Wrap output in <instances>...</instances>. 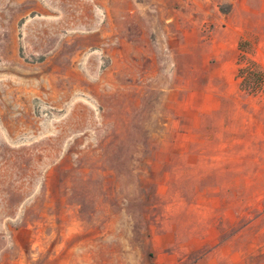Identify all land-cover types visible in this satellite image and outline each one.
<instances>
[{"label":"rangeland","instance_id":"rangeland-1","mask_svg":"<svg viewBox=\"0 0 264 264\" xmlns=\"http://www.w3.org/2000/svg\"><path fill=\"white\" fill-rule=\"evenodd\" d=\"M142 1L0 0V264H156L157 235L201 232L200 178L163 143L159 19L182 4ZM247 3V25L264 28V0ZM244 42L242 63L264 76Z\"/></svg>","mask_w":264,"mask_h":264},{"label":"crops","instance_id":"crops-1","mask_svg":"<svg viewBox=\"0 0 264 264\" xmlns=\"http://www.w3.org/2000/svg\"><path fill=\"white\" fill-rule=\"evenodd\" d=\"M180 2L159 19L157 42L168 49L164 66L173 82L164 94L171 118L163 143L172 156L188 157L187 177L200 178L194 186L208 215L192 222L202 223L201 232L189 221L184 231L173 224L157 235L156 264H264V89L250 93L239 75L240 42L252 43L249 56L264 62V28L247 25L244 18L258 14L247 0ZM152 16L144 13L158 33L159 16Z\"/></svg>","mask_w":264,"mask_h":264},{"label":"trees","instance_id":"trees-1","mask_svg":"<svg viewBox=\"0 0 264 264\" xmlns=\"http://www.w3.org/2000/svg\"><path fill=\"white\" fill-rule=\"evenodd\" d=\"M245 43L246 42H240V47H243L245 46ZM245 73H247V75H245ZM239 75L240 77L242 78L241 80V86L244 88V89H247V86L250 84V78L251 76L250 75H254L256 77V79L258 80V84H261V81H263V74L261 72H256L255 70H253V68L251 67V63L248 64V65H245L243 67H240L239 69ZM248 90V89H247ZM255 90V89H254ZM254 90H251L249 91L250 93H256Z\"/></svg>","mask_w":264,"mask_h":264}]
</instances>
